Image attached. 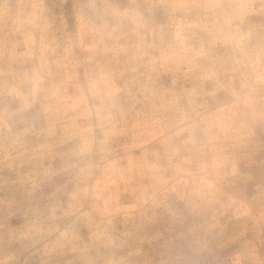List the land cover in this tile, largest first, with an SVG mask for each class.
<instances>
[{
  "label": "rangeland",
  "instance_id": "1",
  "mask_svg": "<svg viewBox=\"0 0 264 264\" xmlns=\"http://www.w3.org/2000/svg\"><path fill=\"white\" fill-rule=\"evenodd\" d=\"M222 2L0 0V235L20 230L25 206L34 221L43 204L58 222L71 219L45 264H131L157 208L133 189L165 173L203 186L204 202L188 206L209 231L239 224L259 237L264 10L225 24ZM84 82L112 96L115 138L128 141L100 167L86 159L94 129ZM185 115L208 131L191 160L173 140Z\"/></svg>",
  "mask_w": 264,
  "mask_h": 264
},
{
  "label": "clouds",
  "instance_id": "2",
  "mask_svg": "<svg viewBox=\"0 0 264 264\" xmlns=\"http://www.w3.org/2000/svg\"><path fill=\"white\" fill-rule=\"evenodd\" d=\"M217 7L227 24L228 18L241 9L257 7L264 10V0L256 5L241 0H223ZM92 88L89 82L83 83L84 113L90 117L94 129V146L86 159L100 167L105 161L121 156L128 141L123 137L115 138L119 120L112 96H97ZM207 137V129L195 116L178 117L173 140L189 160L199 153ZM133 190L154 200L157 208L152 229L141 242L147 247L141 256L133 257L131 264H264V225L259 237L248 226L241 231L239 224L226 232L220 229L209 231L202 216L188 206L199 207L204 202L197 196L203 186L186 184L171 174L161 173L147 189ZM231 191L243 198L241 189ZM42 209L43 204L35 210L33 221V209L25 206L21 219L15 223L20 230L11 238L7 233L0 235V264H45L46 252L54 241H58L60 230L70 224L71 219L58 222ZM244 232L248 234L244 235ZM130 244L136 247L131 241Z\"/></svg>",
  "mask_w": 264,
  "mask_h": 264
}]
</instances>
